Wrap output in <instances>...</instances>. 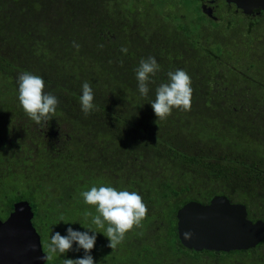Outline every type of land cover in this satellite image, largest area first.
Wrapping results in <instances>:
<instances>
[{"label":"trees","instance_id":"1","mask_svg":"<svg viewBox=\"0 0 264 264\" xmlns=\"http://www.w3.org/2000/svg\"><path fill=\"white\" fill-rule=\"evenodd\" d=\"M127 2L0 0V219L27 200L47 245L69 226L102 232L85 218L97 213L81 193L112 186L137 192L148 212L113 250L97 233L96 264H233V256L264 264V239L246 250L199 252L184 247L176 229L178 208L215 195L264 221V11L251 17L216 0L213 19L202 0ZM149 56L160 70L143 97L135 69ZM177 69L191 77V110L173 109L157 124L150 102ZM25 71L58 98L48 124L19 104ZM84 82L94 93L88 116L79 100ZM83 254L57 253L56 264Z\"/></svg>","mask_w":264,"mask_h":264},{"label":"clouds","instance_id":"2","mask_svg":"<svg viewBox=\"0 0 264 264\" xmlns=\"http://www.w3.org/2000/svg\"><path fill=\"white\" fill-rule=\"evenodd\" d=\"M73 43L74 47L79 49V45ZM127 51L126 47L121 48V52L127 53ZM159 70L160 65L155 57L141 58L139 66L135 69L138 91L141 96H148L149 83L153 82L151 77L155 76ZM167 76L168 82L162 83L156 88L155 99L150 102L157 118L156 123L166 120L172 114L173 109L191 110L193 89L189 74L183 69H177L169 71ZM17 84L18 101L25 115L36 124L41 122L48 124L56 115L59 101L55 95L44 91L43 78L25 71L18 75ZM79 100L85 116L95 110L94 93L88 82L83 83L82 95ZM81 196L83 202L94 206L97 213L93 216L91 212L86 211L85 218L91 217V224L103 231L92 230L83 224L81 226L86 229L85 231L75 230L71 226L66 228V235L56 231L51 235L47 245L48 254L43 259L51 260L57 253L66 255L70 251L83 250L82 257L64 258L63 264H96L91 253L96 245L97 233H102L107 238L106 247L113 250L125 240L127 233L134 228L141 227L142 221L147 216V206L142 196L137 192L117 190L112 186L101 185L99 187L92 186L89 190L83 191ZM60 221L65 224L70 222L63 217ZM189 236V233H185L186 238Z\"/></svg>","mask_w":264,"mask_h":264},{"label":"water","instance_id":"3","mask_svg":"<svg viewBox=\"0 0 264 264\" xmlns=\"http://www.w3.org/2000/svg\"><path fill=\"white\" fill-rule=\"evenodd\" d=\"M246 15L264 10V0H224ZM212 2V0H210ZM202 12L216 19L212 8L201 4ZM33 211L27 200L17 201L0 219V264H46L40 235L32 223ZM180 243L195 251H232L255 247L264 239V221L247 218L244 204L232 203L225 195H215L206 204L191 200L176 211ZM185 233H189L188 238Z\"/></svg>","mask_w":264,"mask_h":264},{"label":"rangeland","instance_id":"4","mask_svg":"<svg viewBox=\"0 0 264 264\" xmlns=\"http://www.w3.org/2000/svg\"><path fill=\"white\" fill-rule=\"evenodd\" d=\"M127 1H128L127 5L130 6V8H132V7H136L137 8L138 7L137 3H135L134 0H127ZM152 1L154 3H156L157 5L162 3V2H160L161 0H152ZM124 5L125 4H123V8H124ZM163 6L164 5L162 4V7ZM199 6H200V4H199ZM167 19H169V18H167ZM58 29H59V27H58ZM41 243H42V247H43L44 252L48 254L46 242L41 239ZM55 255H53L51 260H48L47 264H56V256ZM232 258H233V260H232L233 264H239V261L241 260V258L239 256H233Z\"/></svg>","mask_w":264,"mask_h":264},{"label":"flooded vegetation","instance_id":"5","mask_svg":"<svg viewBox=\"0 0 264 264\" xmlns=\"http://www.w3.org/2000/svg\"><path fill=\"white\" fill-rule=\"evenodd\" d=\"M207 3L208 6H210L212 8V12L215 13L216 12V0H212V2H210V0H202L201 3ZM209 3H211L212 5H210ZM230 5H233L235 8L236 6L234 4H230ZM236 10L242 12L241 9H238L236 8ZM264 11V10H259V9H255L253 14H251L250 16L251 17H256V16H260L261 15V12ZM243 13V12H242ZM244 14V13H243ZM7 217V216H6ZM248 218V217H247ZM5 219V218H4ZM202 251V250H201ZM199 251V252H201ZM232 251H237V250H232Z\"/></svg>","mask_w":264,"mask_h":264}]
</instances>
